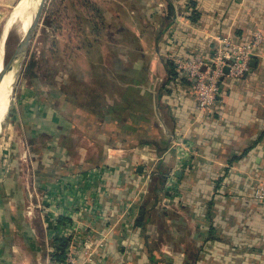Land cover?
<instances>
[{
  "label": "crops",
  "instance_id": "0c3cea01",
  "mask_svg": "<svg viewBox=\"0 0 264 264\" xmlns=\"http://www.w3.org/2000/svg\"><path fill=\"white\" fill-rule=\"evenodd\" d=\"M101 5L112 32L101 44L111 51L85 60L94 66L84 67L80 101L64 92L63 109L40 104L31 126L22 117L27 142L47 138L35 182L5 183L0 169V264H59L69 239L56 225L75 221L79 260L83 243L98 249L90 264H264V200L255 198L264 175V0ZM257 34L249 72L225 77L216 107L198 116L193 82L173 59L209 58L218 38L242 44ZM179 136L191 146L187 159L170 149Z\"/></svg>",
  "mask_w": 264,
  "mask_h": 264
},
{
  "label": "rangeland",
  "instance_id": "374dc122",
  "mask_svg": "<svg viewBox=\"0 0 264 264\" xmlns=\"http://www.w3.org/2000/svg\"><path fill=\"white\" fill-rule=\"evenodd\" d=\"M19 1L0 0V43L8 19L17 9ZM101 1L46 0L27 53L18 63L10 107L0 135V169L4 172L5 183L12 182L16 176L22 183L35 182L33 165L37 164L47 143L44 136L37 141L27 142L25 133L28 127L23 125L24 116L31 126L38 118L40 104L45 109L48 105L63 109V102L58 100V96L62 97L64 92L68 99L78 103V93L83 82L81 78L85 76L84 67L94 66L85 60L89 61L90 55L96 57L111 51L102 46L103 40L112 39V32L108 30L111 27L108 23L111 22V15L101 14ZM102 25L107 29L102 30ZM22 34L18 24L6 35L0 65L10 60L21 42ZM124 40L119 43H124ZM99 44L101 47L97 46Z\"/></svg>",
  "mask_w": 264,
  "mask_h": 264
},
{
  "label": "built area",
  "instance_id": "2783aa9c",
  "mask_svg": "<svg viewBox=\"0 0 264 264\" xmlns=\"http://www.w3.org/2000/svg\"><path fill=\"white\" fill-rule=\"evenodd\" d=\"M217 42L218 46L213 56L209 58L179 57L173 59L177 73L191 79L193 82L192 95L196 103L198 116L206 115L216 107L221 90L220 86L225 77L240 79L249 72L252 57L262 44L263 36L257 34L252 41L242 44L224 37L218 38ZM226 69H228V72H226ZM170 149L175 151L179 159H187L191 155V146L182 136L174 139ZM175 182L174 172L168 174L166 187L174 185ZM255 198L264 200V175L258 180ZM78 225V221L72 223L71 226L56 225V228L62 233L61 236L67 238V240L69 239L64 247L65 258L59 264H90L94 260L98 249L87 242L83 243L84 259L81 261L77 256L76 237L74 236L78 231ZM80 250L82 249L80 248Z\"/></svg>",
  "mask_w": 264,
  "mask_h": 264
},
{
  "label": "bare ground",
  "instance_id": "6f19581e",
  "mask_svg": "<svg viewBox=\"0 0 264 264\" xmlns=\"http://www.w3.org/2000/svg\"><path fill=\"white\" fill-rule=\"evenodd\" d=\"M40 3L41 0L19 1L17 9L14 11L13 14H11L4 29V35L2 36V41L0 43V56H2L3 54L4 44L7 37L6 35H8L10 31L13 29V27L18 24L20 25L22 33H25L28 27L30 26V24L33 22L36 15L38 14ZM2 64L0 65V71L3 68ZM16 74H17V67L7 71L0 84V135L3 133V122L7 116L10 107V100H11L10 98L13 91V85L15 82Z\"/></svg>",
  "mask_w": 264,
  "mask_h": 264
},
{
  "label": "water",
  "instance_id": "95a60500",
  "mask_svg": "<svg viewBox=\"0 0 264 264\" xmlns=\"http://www.w3.org/2000/svg\"><path fill=\"white\" fill-rule=\"evenodd\" d=\"M45 3H46V0H41L38 14L36 15L33 22L28 27L27 31L23 34L21 42L19 43L18 47L16 48L10 60L6 64L2 65L3 68L0 71V84L7 71L12 70L15 67H17V70H18V63L23 58V56L27 53V50L30 46L33 35L39 25ZM226 72H228V69H226Z\"/></svg>",
  "mask_w": 264,
  "mask_h": 264
},
{
  "label": "trees",
  "instance_id": "16d2710c",
  "mask_svg": "<svg viewBox=\"0 0 264 264\" xmlns=\"http://www.w3.org/2000/svg\"><path fill=\"white\" fill-rule=\"evenodd\" d=\"M145 219V215H144V217H142V218H139L138 220H137V224L136 225H141L142 223H143V220ZM61 243L62 244H60L61 245V253H59V254H57L56 255V258L60 261V262H62L63 260H64V247L66 246V244H67V242H65L64 240L62 241L61 240Z\"/></svg>",
  "mask_w": 264,
  "mask_h": 264
}]
</instances>
